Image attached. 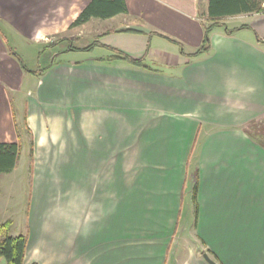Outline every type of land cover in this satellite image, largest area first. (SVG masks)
<instances>
[{
  "label": "crops",
  "instance_id": "1",
  "mask_svg": "<svg viewBox=\"0 0 264 264\" xmlns=\"http://www.w3.org/2000/svg\"><path fill=\"white\" fill-rule=\"evenodd\" d=\"M90 1L0 0V143H20L31 164L24 264H264V12L230 35L215 28L190 57L208 0H124L125 15L74 24ZM94 25L137 27L121 46L100 43L147 49L170 73L58 61L36 77L10 54ZM10 92L25 95L18 116ZM52 163L68 165L65 196L79 205L45 204L57 189L41 188L39 165Z\"/></svg>",
  "mask_w": 264,
  "mask_h": 264
},
{
  "label": "rangeland",
  "instance_id": "2",
  "mask_svg": "<svg viewBox=\"0 0 264 264\" xmlns=\"http://www.w3.org/2000/svg\"><path fill=\"white\" fill-rule=\"evenodd\" d=\"M264 7V5H263ZM137 19V18H136ZM121 18L117 17L113 20H107L105 22L104 28H113L118 26L120 24ZM137 21H132V26L137 24V26L141 28H145L141 22L136 23ZM249 22L248 15H239L234 16L226 19V26L230 29L234 27H239L242 24H245ZM98 25L90 26V28L84 30V34L82 35L79 32H75V36H79L78 39L75 40L73 43L74 47L77 48H83L91 44L93 41L97 40L99 43L101 42H107L112 41V44H119L121 46L122 43L125 41L123 40L124 36L122 34H115L104 41L102 39L104 38L101 35H98V32L101 31V29H97ZM137 28V27H134ZM99 30V31H98ZM88 33V34H87ZM69 34L62 35V37H57L56 40L59 42L60 40L69 37ZM104 44V43H103ZM107 45V44H104ZM67 42H59L57 43V46H50V47H40L36 51H16L21 59L23 60L24 66L30 70V71H36L38 69H44L48 65H51L52 63H56L58 61H74L77 62V65H87L88 63L95 62L96 59L102 58L106 59L108 56L111 55V52L107 48L103 47H95L90 51H65L67 48ZM108 46V45H107ZM115 48V47H113ZM118 49V48H116ZM121 50V49H119ZM123 51V50H122ZM124 52V51H123ZM127 53V52H126ZM53 61V62H52ZM145 64L152 69L158 70L160 72L164 73H170L169 69L165 66H161L160 64H157L155 60H145ZM118 67H128L126 64H118ZM32 77V76H31ZM29 79V80H28ZM26 79L23 84V90L25 93L27 92V88H32V79L28 78ZM31 79V80H30ZM36 81V80H33ZM22 99V97L19 94L9 93V100L14 108V113L18 116L21 109L17 107V103L19 100ZM25 95L23 96V99L21 101H24ZM74 135H79L80 133L72 132ZM55 136H58L60 139H62L63 133L56 132L54 133ZM78 137V136H77ZM28 157L27 153L24 154V152L21 154V158L16 164L15 170L9 174H3L0 178V225L5 223L6 221L9 222V226L7 228H3L0 233V238L3 235H9V236H17V235H28L31 227H30V220H29V208L31 203V164H28ZM77 165H73L75 167ZM68 165L65 164H58V163H52V164H46V165H39L40 170L38 171V179L39 183L41 185V188L45 185V181L49 180V184L53 185L52 189H57L56 193H49L47 198L45 200L46 205L48 203L55 204L53 205L57 208H62L63 205L59 204V202L64 203V198H69V203H71L73 206L79 205V201L73 196H65V194L68 192L67 190L71 187L74 188L76 186V182H72V185L70 184H63L64 180H66V176L64 180L61 178L63 177L62 170L66 173V168ZM79 167V165H78ZM43 169L46 171L44 172ZM126 170V169H125ZM50 175V178L48 177ZM67 181L70 182V180L67 179ZM46 183V186L48 184ZM71 183V182H70ZM78 187L79 183L77 182ZM53 190V191H54ZM67 191V192H66ZM50 197V198H49ZM50 199V200H49ZM57 200L59 202H57ZM41 201L43 202V197H41ZM39 205V199L36 203V205ZM41 207V206H40ZM42 208V207H41ZM183 255V253L181 252ZM32 257V254H31ZM0 264H5L4 259H0Z\"/></svg>",
  "mask_w": 264,
  "mask_h": 264
},
{
  "label": "trees",
  "instance_id": "3",
  "mask_svg": "<svg viewBox=\"0 0 264 264\" xmlns=\"http://www.w3.org/2000/svg\"><path fill=\"white\" fill-rule=\"evenodd\" d=\"M264 0H208L207 10L203 14L205 22L203 23V40L201 46L196 50L195 53L190 55V57L197 56L206 52L210 46V34L215 28H222L226 35H230L232 30L229 29L224 20L226 18L239 16V15H250V14H260L264 12ZM127 13V7L124 0H91L89 4L81 11L78 18L74 24H82L91 19H108L116 15H125ZM241 28H247L246 25L241 26ZM110 33H132L140 34L141 30L134 28L128 29H114L107 30L101 34V36ZM76 37L64 38L60 42H67V48L65 51H90L95 47L107 48L111 55L106 59H96V64H102L106 66L115 65L118 63H123L128 66L139 68L143 70H148V66L145 64L146 51L141 56H133L121 50L113 47H109L97 40L93 41L86 47L77 48L73 46L72 42H75ZM169 41L176 43L175 41L168 39ZM177 44V43H176ZM180 53L183 54V50L180 45ZM10 54L17 60L20 67L32 74L33 76H40L46 70L51 68L48 65L44 69H38L36 71L28 70L22 60L16 55L15 52L10 51ZM16 134L19 137L21 135L30 136L29 129L24 122L22 125H15ZM31 146V145H30ZM20 143L17 144H6L0 143V174H9L15 168L18 157L20 154ZM31 147H29V155H31ZM9 222H5L0 225V233L3 228H7ZM27 235H17L9 236L3 235L0 238V259H4L5 264H24L26 246H27ZM36 264V263H32Z\"/></svg>",
  "mask_w": 264,
  "mask_h": 264
},
{
  "label": "water",
  "instance_id": "4",
  "mask_svg": "<svg viewBox=\"0 0 264 264\" xmlns=\"http://www.w3.org/2000/svg\"><path fill=\"white\" fill-rule=\"evenodd\" d=\"M203 259L207 264H216L212 259L208 257L207 254H203Z\"/></svg>",
  "mask_w": 264,
  "mask_h": 264
}]
</instances>
